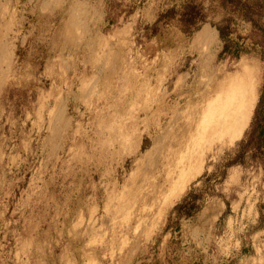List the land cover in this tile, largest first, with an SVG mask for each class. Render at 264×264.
<instances>
[{
  "label": "rangeland",
  "instance_id": "374dc122",
  "mask_svg": "<svg viewBox=\"0 0 264 264\" xmlns=\"http://www.w3.org/2000/svg\"><path fill=\"white\" fill-rule=\"evenodd\" d=\"M0 264H264V0H0Z\"/></svg>",
  "mask_w": 264,
  "mask_h": 264
},
{
  "label": "bare ground",
  "instance_id": "6f19581e",
  "mask_svg": "<svg viewBox=\"0 0 264 264\" xmlns=\"http://www.w3.org/2000/svg\"><path fill=\"white\" fill-rule=\"evenodd\" d=\"M246 70V69H245ZM235 77V76H234ZM237 77V76H236ZM243 79H245V78H243ZM240 80V79H239ZM235 81H237V80H235ZM225 85H226V83H224V84H222L221 85V87L219 88V90L217 91L218 93H217V95H219V97H220V99H221V106H220V109L219 110H221V112L220 113H222V117H220V119H219V121L216 123V120H214L213 122H212V124H210V126L209 127H204L203 129H202V131L201 132H198L197 133V135H199V139L201 140V141H203L204 142V146H203V148L205 147V145H206V143L208 144L209 143V139H212V137L214 136V134H216L217 132H218V129H217V125H220V126H224V125H226L227 124V126L229 125V121H228V123H226L225 121H224V117H226L227 119H225V120H228L229 119V117H230V115H231V113L233 114V110H232V108L231 107H234V106H236V107H234L233 109H235V108H237V106H240L241 108L242 107H245V103H244V101L242 100V98H243V94H237L239 91H236V92H234L233 94L232 93H230V92H227L226 94H223V90H222V88L224 89L225 88ZM235 86V85H234ZM233 86V87H234ZM247 87H249V85H246L244 88H247ZM251 87V86H250ZM243 88V89H244ZM247 89H249V88H247ZM249 91V90H248ZM242 92V91H241ZM246 91H244V93H245ZM216 95V96H217ZM245 95V94H244ZM248 94H246V96H247ZM240 97H242V98H240ZM243 99H246V101L248 100V97H244ZM217 101H218V99H217ZM210 102V101H209ZM214 103V102H213ZM216 103V102H215ZM233 105V106H232ZM218 108V107H217ZM207 109V108H206ZM202 112H204V111H202ZM206 112V111H205ZM205 112L203 113V114H205ZM211 112V111H210ZM210 112L208 111V113L210 114ZM208 113H206V114H208ZM213 113V112H212ZM202 115V114H201ZM229 115V116H228ZM215 116V115H214ZM203 119L205 118V116L204 117H202ZM202 118L200 119V122L202 123V126H204L203 125V123H204V121L202 120ZM206 119V118H205ZM214 119V118H213ZM209 121H211V120H209ZM199 122V121H198ZM200 122L198 123V124H200ZM220 122V123H219ZM213 126V127H212ZM230 126V125H229ZM222 132V131H221ZM235 133V132H234ZM207 135H208V137H209V139H208V137H207ZM236 135V134H235ZM224 136V135H223ZM201 141H198V142H195V144L196 143H199L200 144V142ZM190 147V146H189ZM202 148V146H200L199 147V149L198 150H200ZM201 151H202V149H201ZM198 152V151H197ZM187 153V152H186ZM186 153H184V154H186ZM193 156V155H192ZM177 160H179V158L177 159ZM176 160V161H177ZM175 161V162H176ZM189 161V160H188ZM188 163V162H187ZM174 168H180V167H177V166H174ZM189 168V171L187 170L186 172L183 170V166H182V168H180V169H177L178 171H177V173L178 174H176V179H174L175 181L174 182H172L171 181V183H170V185H171V188H169V193H176V192H174L175 190H177V189H179V187L181 186V184H184V180H183V178H184V175H185V173H186V176H187V181H186V183H189L190 181H192L193 179H194V175L197 173V172H199V170L198 169H195V168H192V167H188ZM196 170V171H195ZM180 171V172H179ZM195 171V172H194ZM169 184V183H168ZM183 187H184V185H183ZM182 187V188H183ZM182 190V189H181ZM179 191V190H178ZM170 196V195H169ZM172 199H173V197H172Z\"/></svg>",
  "mask_w": 264,
  "mask_h": 264
},
{
  "label": "trees",
  "instance_id": "16d2710c",
  "mask_svg": "<svg viewBox=\"0 0 264 264\" xmlns=\"http://www.w3.org/2000/svg\"><path fill=\"white\" fill-rule=\"evenodd\" d=\"M187 8H189L190 10L192 9V7L189 6V5H187ZM217 30H218V33H219L220 38L226 42V39H227L228 34L222 28H217ZM223 50L230 51L228 49V46L227 45H224ZM238 50L239 49L236 47L232 53L238 54Z\"/></svg>",
  "mask_w": 264,
  "mask_h": 264
}]
</instances>
